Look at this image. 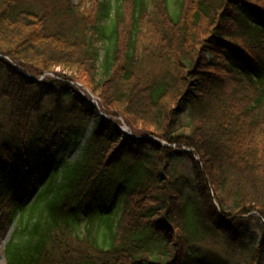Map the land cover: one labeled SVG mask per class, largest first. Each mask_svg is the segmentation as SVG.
Listing matches in <instances>:
<instances>
[{
	"label": "trees",
	"instance_id": "1",
	"mask_svg": "<svg viewBox=\"0 0 264 264\" xmlns=\"http://www.w3.org/2000/svg\"><path fill=\"white\" fill-rule=\"evenodd\" d=\"M87 1L0 0L5 264H264V0Z\"/></svg>",
	"mask_w": 264,
	"mask_h": 264
},
{
	"label": "rangeland",
	"instance_id": "2",
	"mask_svg": "<svg viewBox=\"0 0 264 264\" xmlns=\"http://www.w3.org/2000/svg\"><path fill=\"white\" fill-rule=\"evenodd\" d=\"M92 1L93 0H88L86 7H90ZM32 2H34V3L37 2V3H39V5L42 4L44 6L43 10L47 14L48 19H50V20H53V16L55 15L56 11L58 9L60 10V8L62 7V4L58 3V0H32ZM78 2H79V0H74V4H77ZM144 68L148 72L158 73V72H162L164 67L156 66V65H153V64H145ZM55 71L57 73L62 72L61 69H59V68L55 69ZM62 73H64L65 75L68 74L69 76L71 75V73H69L67 71L66 72H62ZM46 74H47V76L55 77L54 74H51V73H46ZM223 79H226V78H223ZM74 87H75L76 90L78 89V92H79L78 93L79 94L78 98L81 101H85V97H86L87 94L85 93L84 89L81 88L78 84L74 85ZM95 103H96L95 115H99L100 116L102 114V116H104L105 113L101 110V108H99V100H98L97 97H96ZM106 115L109 117L108 114H106ZM95 120H96V118H92V119L89 120V122L87 123V131L90 130V128L92 127L91 125L93 124V122ZM119 121H123V120L119 119ZM119 124H120L121 131L125 130L128 133H132V132H130L131 130L124 124V122H122V123L119 122ZM77 154H78V150L77 149L72 150L71 153L69 154L68 159L70 160V159L74 158ZM21 193H22L23 196L26 194L25 193V185L23 186V191ZM14 227L15 226L11 225V226L8 227V229H6V231L0 232V264H5V261L2 258V252H3V249H4L3 247L9 241L10 235L13 232Z\"/></svg>",
	"mask_w": 264,
	"mask_h": 264
},
{
	"label": "water",
	"instance_id": "3",
	"mask_svg": "<svg viewBox=\"0 0 264 264\" xmlns=\"http://www.w3.org/2000/svg\"><path fill=\"white\" fill-rule=\"evenodd\" d=\"M0 58H4V59H6V60H8V58L7 57H5L4 55H2V54H0ZM26 75V74H25ZM32 81H36V82H41V80L40 79H37L35 76L33 77V76H31V75H27ZM86 101H88V100H86ZM104 117H106V116H104ZM125 131V130H124ZM125 133L126 134H128V135H130L131 137H136V136H132L130 133H128V132H126L125 131ZM167 145V144H166ZM165 145V146H166ZM168 146V145H167Z\"/></svg>",
	"mask_w": 264,
	"mask_h": 264
}]
</instances>
